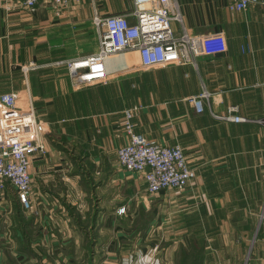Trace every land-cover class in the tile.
<instances>
[{
  "label": "crops",
  "instance_id": "0c3cea01",
  "mask_svg": "<svg viewBox=\"0 0 264 264\" xmlns=\"http://www.w3.org/2000/svg\"><path fill=\"white\" fill-rule=\"evenodd\" d=\"M176 1L193 35L222 32L228 51L151 68L122 53L107 59L106 82L75 88L61 62L98 51L94 17L134 0L34 11L0 0V95L31 98L48 147L30 165L35 212L9 189L0 200V264H264V4ZM204 86L213 99L199 113L190 98ZM133 106L136 133L183 148L196 172L185 190L149 195L119 164ZM231 106L244 121L215 117Z\"/></svg>",
  "mask_w": 264,
  "mask_h": 264
},
{
  "label": "built area",
  "instance_id": "2783aa9c",
  "mask_svg": "<svg viewBox=\"0 0 264 264\" xmlns=\"http://www.w3.org/2000/svg\"><path fill=\"white\" fill-rule=\"evenodd\" d=\"M42 0H22L25 9L34 11ZM58 7L77 5L80 0H51ZM264 0H230L229 8L242 11ZM133 17L134 21L130 18ZM181 25L175 32L172 23ZM94 22L99 34L98 51L62 61L68 69L72 87L81 88L106 82L109 76L107 59L127 52L139 55L142 68L168 64H192L197 67L199 56H216L228 51L222 32L193 35L185 26L180 5L176 0H134L129 13L96 15ZM16 92L0 95V200L9 188L14 189L22 206L31 211L30 165L35 154L48 152L45 134L47 127L32 105L21 103ZM213 93L205 86L199 95L192 96L197 112L204 111ZM140 106L124 110L123 127L129 138L117 151L119 164L127 171L142 174L149 195L174 189L185 190L196 177L195 169L180 145L168 146L147 140L134 130V115ZM239 108L231 106L226 115L216 118L240 122L245 118Z\"/></svg>",
  "mask_w": 264,
  "mask_h": 264
},
{
  "label": "rangeland",
  "instance_id": "374dc122",
  "mask_svg": "<svg viewBox=\"0 0 264 264\" xmlns=\"http://www.w3.org/2000/svg\"><path fill=\"white\" fill-rule=\"evenodd\" d=\"M176 23H178L177 21H174L173 22V25H175ZM29 104V101H27V103H26V106ZM33 105V104H32ZM9 193L12 195H16V193H15V191H14V189H12V188H9ZM55 259H57L58 261H60V258H63V257H54ZM82 259L83 258H85V257H81ZM80 258V259H81ZM79 258H75V260H74V263L72 262V264H77L76 262L77 261H81ZM61 261H62V259H61Z\"/></svg>",
  "mask_w": 264,
  "mask_h": 264
}]
</instances>
